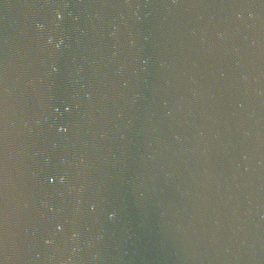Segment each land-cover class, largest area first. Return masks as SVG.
Masks as SVG:
<instances>
[{"label":"water","instance_id":"water-1","mask_svg":"<svg viewBox=\"0 0 264 264\" xmlns=\"http://www.w3.org/2000/svg\"><path fill=\"white\" fill-rule=\"evenodd\" d=\"M0 264H264V0H0Z\"/></svg>","mask_w":264,"mask_h":264}]
</instances>
